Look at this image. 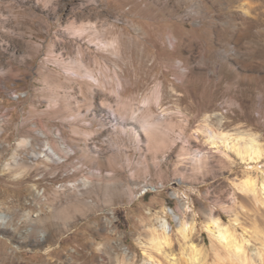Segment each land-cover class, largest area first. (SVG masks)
I'll return each mask as SVG.
<instances>
[{
	"label": "rangeland",
	"instance_id": "1",
	"mask_svg": "<svg viewBox=\"0 0 264 264\" xmlns=\"http://www.w3.org/2000/svg\"><path fill=\"white\" fill-rule=\"evenodd\" d=\"M0 264H264V0H0Z\"/></svg>",
	"mask_w": 264,
	"mask_h": 264
},
{
	"label": "bare ground",
	"instance_id": "2",
	"mask_svg": "<svg viewBox=\"0 0 264 264\" xmlns=\"http://www.w3.org/2000/svg\"><path fill=\"white\" fill-rule=\"evenodd\" d=\"M105 45L113 48L115 53H118L120 51L119 50V42L118 41H114V40L110 41L109 40L107 43H105ZM83 66H85V64L83 62H79L77 67L80 68V67H83ZM86 73H87V75L90 78H92V80H95V81L97 80V77L94 76V74L92 73V70L86 68ZM116 79H117V77H116ZM117 84L121 85V82L118 80ZM230 135H231L230 133L223 132V131H218V132L210 131L208 133V135H207V139L208 140L210 139L212 143H214L213 139H215V138H220L223 141H226V140H228L230 138L231 139H244V150H245V152L247 154H249V156L250 155L254 156V155H258L259 154L260 147H259V143L257 142V135L256 134L245 133L243 131H237L236 135L234 137H230ZM45 149H46V147H45ZM45 154L48 155V157H47L48 159H54V160L56 159L57 160V156H56L55 152L50 147H48V150H47V152ZM89 183H90V179L89 178L86 177V178L82 179L83 187L88 186ZM243 186H245L248 191H254V185L248 179L244 181V185ZM156 223L158 224V226H160L162 228L165 226V224H168V222L162 217H157L156 218ZM187 228H188L187 222H183L182 224H180V230L181 231H185ZM216 231H217V237L219 239H226L227 238V242L226 243L229 244V245L231 243L230 246L233 248V250H234L236 255L240 254L241 250H243V249H241V247L243 245L239 244L238 242H234L232 244V239L230 238L231 235H228L226 229L221 227L219 224H216ZM243 257L244 256H242V258Z\"/></svg>",
	"mask_w": 264,
	"mask_h": 264
}]
</instances>
